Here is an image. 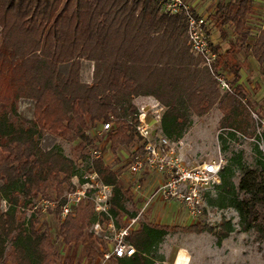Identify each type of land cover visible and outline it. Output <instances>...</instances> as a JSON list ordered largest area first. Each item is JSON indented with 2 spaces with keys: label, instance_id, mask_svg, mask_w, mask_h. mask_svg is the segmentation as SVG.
Instances as JSON below:
<instances>
[{
  "label": "trees",
  "instance_id": "obj_1",
  "mask_svg": "<svg viewBox=\"0 0 264 264\" xmlns=\"http://www.w3.org/2000/svg\"><path fill=\"white\" fill-rule=\"evenodd\" d=\"M162 1L0 0V264H57L51 237L37 227V213L28 214L40 200L55 203L64 246L78 243L89 228L100 224V217L102 224L111 223L117 231L136 217L138 210L120 173L91 155L99 145L91 133L103 123L112 124L104 138L112 154L140 142L134 128L135 97L166 99L159 129L171 142L183 137L191 116H202L217 106L220 129L231 137L261 141L264 148V132L261 139L256 136L255 113L237 85L241 67L234 57L236 48H244L264 76V29L250 34L248 25L253 0L220 3L207 23V34L213 26L223 38L225 26L235 34L224 55L213 48L216 68L232 74L230 93L220 91L207 69H199L201 60L187 45L185 17L162 13ZM83 61L94 65L90 84L80 80ZM62 65L67 66L65 73L60 71ZM17 83L21 86L15 90ZM19 98L33 102L28 127L15 128L9 119ZM44 134L77 140L73 158L55 146L42 148ZM219 139L225 142L222 136ZM256 146L253 166L243 165L239 153L222 167L220 183L214 187L217 194L208 203L233 209L240 231L253 233L264 243V151ZM87 159L89 173L110 188L108 210L97 214L95 203L86 199L62 218L66 193L75 189L76 162ZM138 225L125 239L135 254L112 258L109 264H154L148 253L173 227L145 219ZM182 230L207 231L219 245L233 227L224 221L217 231L198 224ZM90 255L102 257L92 250Z\"/></svg>",
  "mask_w": 264,
  "mask_h": 264
},
{
  "label": "rangeland",
  "instance_id": "obj_2",
  "mask_svg": "<svg viewBox=\"0 0 264 264\" xmlns=\"http://www.w3.org/2000/svg\"><path fill=\"white\" fill-rule=\"evenodd\" d=\"M261 1L263 2H257L259 6L256 7V11L253 15L260 17V21L264 23V0ZM259 26L262 27L263 25ZM213 27L210 31H215V27ZM217 40L218 39H214V41H216L214 45L219 48L220 52L223 54L219 53L224 55L228 45L226 43L221 45ZM229 41L232 42L233 40L230 39ZM237 50L241 53V58L247 56V52L244 48H237L236 52H238ZM201 67L203 66L201 65ZM243 69L247 70V67L243 66ZM60 71L65 73L67 71V66L62 65ZM91 72V64L83 61L80 67V80L83 81H81L82 83L89 81ZM247 74L248 77L244 76V83L246 85H252L253 88H247L248 92L244 90L246 92V94H244L248 98L247 100L250 102L253 112L259 117H264V76L260 75V85L255 82L257 74H252L250 71ZM225 75L227 76V81L231 84L233 79L232 74L227 71ZM20 86L21 83L15 84V90ZM142 101L151 107L149 101L145 99H142ZM13 109H15V113L9 115L12 126L15 128L20 126L28 127L29 124L26 121L31 120L33 117V102L26 98H19L15 101ZM221 118L222 114L217 106L212 107L211 110L202 116L190 117V124L183 137L179 141L174 142L175 152L182 159L185 167H195L219 158L225 161V166L229 164L231 158L236 157L239 153L242 155L241 163L243 165L248 167L253 166L256 157V140H246L237 134L231 137L228 130L219 128V121ZM147 120L152 125L156 122L155 118L150 115L147 116ZM158 126H160V123ZM47 135L48 134H44L40 138V145L42 148L47 149L55 146L64 156L73 158L74 148L78 144L77 140L58 139L48 135L49 140L46 141L45 137ZM91 135L93 136L92 133ZM220 136L225 139V142L219 139ZM98 141L99 145L96 149L101 150L105 163L114 169H118L117 171L122 174L120 177L124 185L129 188L128 183L130 184L129 181L132 177L128 174L127 169L131 149L123 147L115 154H112L104 138H98ZM89 162V159L83 162L80 160L76 162L77 175L72 178V183L75 188L82 186L86 181L85 177L90 174L88 170ZM148 175L149 176L140 179L144 186L141 193L143 196H149L156 188V182H159V177L157 175ZM239 175L240 171L236 169L233 178V183L235 185H237ZM135 179L139 180V177H135ZM131 187L130 184V188ZM102 191V189L99 191V189L94 188L89 192V197L100 207L104 206L102 194L99 193ZM104 193L110 194V188ZM216 194L217 192L214 188L204 192L203 214L196 222L186 219L188 216L183 207L177 203L167 202V205L175 208V211L177 209L179 212L183 211L184 215L181 214L182 216L180 217H175L173 215L165 216L163 212L156 217L155 210H152L154 206L145 211L139 218L140 222L145 219V221L152 225L173 227V229L165 234L160 242L150 250L147 255L148 259L152 260L154 264H264V243L258 242L255 234L243 233L240 231L238 226L239 219L237 213L233 209H218L210 206L208 199L215 198ZM133 201L135 203V208L139 211L142 199L138 196L135 197ZM156 204L157 201L154 205ZM159 204L158 207L162 208V204ZM1 208L2 210L6 208L3 202L1 203ZM32 212H36L38 215L39 223L37 227L41 231L46 232L52 239L55 252L59 255L57 264H100V259L102 258L93 257L90 255V250L103 254L109 251L115 243L117 229L111 223V226L106 223L102 224V219L100 217L99 228L95 229L94 224L86 231L85 235L78 243L64 246L59 237V221L54 216L55 203H48L40 200L36 203V207L33 208L31 212H28V214ZM224 221L231 223L233 231L223 239L219 245L217 244L216 236L207 231L201 234H195L182 230L183 227L198 224L206 225L208 228L217 231L218 226ZM138 227L139 225L134 228V231L137 230ZM96 239H100L102 244Z\"/></svg>",
  "mask_w": 264,
  "mask_h": 264
},
{
  "label": "built area",
  "instance_id": "obj_3",
  "mask_svg": "<svg viewBox=\"0 0 264 264\" xmlns=\"http://www.w3.org/2000/svg\"><path fill=\"white\" fill-rule=\"evenodd\" d=\"M161 12L167 15L182 14L186 22V36L189 52L195 57L200 58L201 65L216 80L221 92H231V87L227 81V76L216 68L217 53L213 51L214 43L207 34V19L196 15L189 4L184 0H163L161 3ZM262 28L264 29V23ZM137 108V124L135 132L140 142L134 143L130 149L129 164L127 172L132 177L128 183L129 190L133 197L142 199L139 211L135 218L127 221L125 227L117 231L115 243L109 251L102 254L100 264H107L112 258H129L135 254V249L126 242L128 234L138 226L139 218L158 200L168 203H177L181 205L192 222L203 214L204 198L203 194L209 189L214 188L220 183V170L225 164L221 158L210 160L195 167H185L182 159L175 152L174 142L167 139L160 131L158 124L161 115L156 105L149 107L142 99L134 103ZM150 115L155 118V124L147 120ZM256 121V136L261 139L264 132V117L259 118L252 114ZM112 129L111 123H103L92 131L93 136L105 138L106 133ZM261 151H264L262 142H256ZM94 158H103L100 149H94L91 152ZM155 174L159 177L156 188L149 196H143L140 179ZM135 177H139L136 180ZM85 183L76 187L66 194L67 203L62 209L61 217L72 213L78 202L90 199L95 203L96 213H106L108 210V201L110 194L104 192L109 190L103 186L97 179V176L90 173L85 177ZM94 188L102 189L104 206L100 207L89 197V192ZM141 194V195H140ZM136 195V196H135ZM47 204V203H45ZM99 228V223L94 225Z\"/></svg>",
  "mask_w": 264,
  "mask_h": 264
},
{
  "label": "crops",
  "instance_id": "obj_4",
  "mask_svg": "<svg viewBox=\"0 0 264 264\" xmlns=\"http://www.w3.org/2000/svg\"><path fill=\"white\" fill-rule=\"evenodd\" d=\"M187 4L190 5L192 11L198 15V16H202V17H205L207 19V23L210 22V17L213 15V13L215 12V9H216V6L220 3H226V2H229V1H233V0H184ZM257 2H263L261 0H253V9H252V13L251 15L249 16V19H248V25L250 27V34H255L259 31L258 28L262 29V27H260L259 25H263V23L260 21V17L258 16H254V12L256 11V7L259 6V4ZM253 18V19H252ZM211 28L209 29V37L210 39L212 40L213 43H215L216 41H214V39H218L217 41H219V43L224 44L226 43L228 45L227 49H225V52L224 54L229 50L230 46H229V40L232 39L235 34L233 33V30L231 27L229 26H225L223 28V32L226 34V38H223L221 35H220V31L215 29V31H210ZM218 45V43H217ZM237 49V48H236ZM236 49H235V54H234V57H235V60L237 61V63L240 65V79L239 81L237 82V85H239L243 92L246 94V92H248V89L247 88H253L252 85H246L244 83V76L248 77V72H252V74H257V76L255 77V82L256 83H259L261 85V78H260V75H258V67L256 65V63L254 62V60L250 57H244V58H241V53L239 52V50H237L238 52H236ZM220 52V50H219ZM221 54H223L222 52H220ZM85 63H89L91 64V67H92V72H91V76H90V79L89 81H85L84 83H91L92 81V76H93V70H94V65L92 62H87V61H84ZM243 66H246L247 67V70H244L243 69ZM186 67V66H185ZM199 69L202 71V72H205V68L201 67L200 65L198 66ZM82 81V80H81ZM83 82V81H82ZM246 92H245V91ZM261 92V90H260ZM246 97V96H245ZM140 99H145L147 101H149L150 105H156V109L155 110H159L160 111V115L162 116V114L164 113V111L166 110V108L162 105L166 102V99H158V98H155L153 96H138V97H135L133 99V102L136 103L138 102V100ZM246 99H248L246 97ZM46 141L49 140L48 138V135L45 137ZM110 166V165H109ZM111 167V166H110ZM112 170L114 171H117L118 169H114L111 167ZM120 176H122V174H120ZM124 176V175H123ZM158 183V182H156ZM157 185V184H156ZM159 203L162 204V208H159L158 205H160ZM152 210H155V213H156V217L158 215H160L162 212L165 216H175V217H180L182 215H184L183 211L179 212V210L177 209L175 211V208H173L172 206L170 205H167L166 202H163V201H157V204L154 205L153 209ZM175 212V213H174ZM182 214V215H181ZM186 219H189L188 217ZM190 220V219H189ZM111 226V224H110Z\"/></svg>",
  "mask_w": 264,
  "mask_h": 264
}]
</instances>
